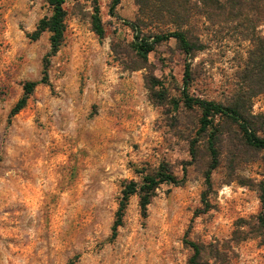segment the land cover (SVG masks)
Masks as SVG:
<instances>
[{
  "label": "rangeland",
  "instance_id": "374dc122",
  "mask_svg": "<svg viewBox=\"0 0 264 264\" xmlns=\"http://www.w3.org/2000/svg\"><path fill=\"white\" fill-rule=\"evenodd\" d=\"M66 0L65 33L32 39L47 0H0V264H264V148L238 122L183 101L242 99L264 137V87L252 61L264 46V0ZM99 6L104 35L93 30ZM135 24L137 28L132 25ZM183 31L147 59L137 35ZM255 52V53H254ZM254 54V57L252 55ZM39 83L12 114L27 81ZM209 140L217 149L210 169ZM167 167L180 184L132 194L113 235L123 184Z\"/></svg>",
  "mask_w": 264,
  "mask_h": 264
},
{
  "label": "trees",
  "instance_id": "16d2710c",
  "mask_svg": "<svg viewBox=\"0 0 264 264\" xmlns=\"http://www.w3.org/2000/svg\"><path fill=\"white\" fill-rule=\"evenodd\" d=\"M52 7V14L50 16H45L41 18L38 22L36 30L29 34L32 39H38L42 32L48 30L51 32L50 42L51 50L49 54H55L64 39L65 33V16L66 11L64 8V3L66 0H47ZM120 0H113L110 5V13L116 15L115 8ZM93 30L97 35L102 37L104 35L105 29L100 13L99 6L96 4L95 11L92 20ZM136 28L137 26L132 23ZM175 38L179 43L181 48L187 53L191 54L197 48V45L193 43L188 36L183 31H173L163 34H158L150 37L137 35L134 40V48L137 53L144 59H147L149 54L154 50L155 45L164 40ZM255 53V52H254ZM254 57V54L252 55ZM255 76L261 87H264V46L258 49V54L255 60L252 61ZM190 79V65L186 63L185 73H184V90H183V101L184 105L187 107L198 106L202 110L201 123L202 126L200 131L207 128V126L212 122L211 117L220 114L227 116L234 121L238 122L246 141L258 148H264V137L259 136L254 130L250 119L245 113V103L242 99L233 100L230 104H222L212 100H207L199 97L190 96L187 92V85ZM48 81L47 69L45 67L44 75L40 80H33L25 82L23 89V95L17 100L11 113L15 114L22 110L27 104L29 96L32 94L34 89L39 83H46ZM209 148L212 154V163L210 169H213L217 164V149L213 140H209ZM141 182L130 181L123 184L121 191V199L119 201V208L117 211V218L112 227L113 235L116 234L118 226L122 224V218L125 212V208L128 203V199L132 194L139 193L140 205L142 210L145 212L147 205L151 202L154 196L155 189L163 183L180 184L181 179H179L172 171L167 167L161 166V168L152 174H142ZM260 199L262 214L260 215V223L264 227V180L260 186ZM193 249V254L190 258L191 264H202L201 252L202 247L191 240H185Z\"/></svg>",
  "mask_w": 264,
  "mask_h": 264
}]
</instances>
